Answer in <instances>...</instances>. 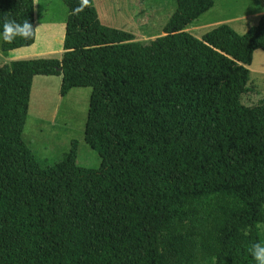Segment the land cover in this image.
Here are the masks:
<instances>
[{
  "label": "trees",
  "instance_id": "obj_1",
  "mask_svg": "<svg viewBox=\"0 0 264 264\" xmlns=\"http://www.w3.org/2000/svg\"><path fill=\"white\" fill-rule=\"evenodd\" d=\"M63 1L62 58L0 65V264H256L264 98L250 107L241 97L264 51V13L244 34L221 23L198 37L185 28L214 0H177L164 34L139 40L103 24L93 0L76 13L80 0ZM34 2L0 0V25L35 28ZM39 74L62 75V96L92 88L85 140L99 168L77 165V140L47 166L24 142Z\"/></svg>",
  "mask_w": 264,
  "mask_h": 264
},
{
  "label": "rangeland",
  "instance_id": "obj_2",
  "mask_svg": "<svg viewBox=\"0 0 264 264\" xmlns=\"http://www.w3.org/2000/svg\"><path fill=\"white\" fill-rule=\"evenodd\" d=\"M101 22L107 26L133 33L139 40L163 34L164 27L175 11L177 0H93ZM264 3V0L262 1ZM261 6V4H260ZM254 0H214V5L196 23L201 24L193 34L201 37L221 23H228L244 34L258 22L260 7ZM68 7L63 0H35L34 18L36 38L33 44L3 52L0 65L12 60L28 58H56L63 55ZM238 16L245 20L234 21ZM208 20V24L204 21ZM195 23V24H196ZM189 31V30H188ZM1 44V41H0ZM249 67L248 91L241 102L254 106L264 98V51L254 52ZM62 75H36L32 84L29 112L23 130V140L43 166L63 159L73 140L78 141L77 165L99 168V153L85 140L91 87H74L65 96L60 93ZM202 219L206 213L200 211ZM199 215V216H200ZM202 222V220H198ZM264 241V224L259 226ZM194 244L198 247V238ZM186 253H188L186 251ZM186 264H216L215 257L192 256Z\"/></svg>",
  "mask_w": 264,
  "mask_h": 264
},
{
  "label": "clouds",
  "instance_id": "obj_3",
  "mask_svg": "<svg viewBox=\"0 0 264 264\" xmlns=\"http://www.w3.org/2000/svg\"><path fill=\"white\" fill-rule=\"evenodd\" d=\"M87 3L88 0H80L79 7L74 8L72 11L74 13L82 11ZM36 28L33 27L29 20L18 23L14 19H5L3 24L0 25V41L11 42L16 37L27 40L34 36ZM249 252L256 264H264V242L257 241L253 243L249 249Z\"/></svg>",
  "mask_w": 264,
  "mask_h": 264
},
{
  "label": "crops",
  "instance_id": "obj_4",
  "mask_svg": "<svg viewBox=\"0 0 264 264\" xmlns=\"http://www.w3.org/2000/svg\"><path fill=\"white\" fill-rule=\"evenodd\" d=\"M255 1V3H257L259 6H260V4H261V8H260V10L257 12L258 14H257V16H261L263 13H264V3L262 2L263 0H254ZM176 8H177V5H176ZM176 8H175V10H176ZM208 12V11H207ZM207 12H205V13H207ZM205 13L204 14H202L200 17H198L197 19H195L189 26H187L185 29L186 30H189V32H191V33H193L194 31H197V30H199V28L201 27V24H198V23H196V22H198L204 15H205ZM237 20H245L244 19V17L243 16H238L234 21H237ZM196 23V24H195ZM204 23L205 24H208L209 22H208V20L207 21H204ZM163 34H164V30H163ZM162 35V34H161Z\"/></svg>",
  "mask_w": 264,
  "mask_h": 264
},
{
  "label": "water",
  "instance_id": "obj_5",
  "mask_svg": "<svg viewBox=\"0 0 264 264\" xmlns=\"http://www.w3.org/2000/svg\"><path fill=\"white\" fill-rule=\"evenodd\" d=\"M59 70L62 72L63 71V67L61 66V67H59Z\"/></svg>",
  "mask_w": 264,
  "mask_h": 264
}]
</instances>
